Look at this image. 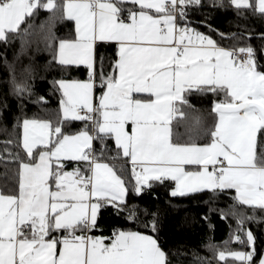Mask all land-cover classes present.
Returning a JSON list of instances; mask_svg holds the SVG:
<instances>
[{
    "label": "snow or ice",
    "instance_id": "6c2138e0",
    "mask_svg": "<svg viewBox=\"0 0 264 264\" xmlns=\"http://www.w3.org/2000/svg\"><path fill=\"white\" fill-rule=\"evenodd\" d=\"M202 9L206 32L191 19ZM217 11L239 30L207 23ZM252 20L264 23V0H0V264H257L264 31ZM157 187L185 209L178 233L206 224L200 243L161 236L165 211L140 203ZM104 212L117 220L107 236Z\"/></svg>",
    "mask_w": 264,
    "mask_h": 264
},
{
    "label": "trees",
    "instance_id": "16d2710c",
    "mask_svg": "<svg viewBox=\"0 0 264 264\" xmlns=\"http://www.w3.org/2000/svg\"><path fill=\"white\" fill-rule=\"evenodd\" d=\"M205 11H207V10L202 9L199 11H193V14L191 17L195 26L199 27V30L204 31V32H206L207 29L202 24H200L199 22L206 20V17L203 14ZM43 15H44V13L42 12L41 17ZM230 19H232L231 13H224V12L217 11L211 19L207 20V23H210L214 27H216L222 31H225V32L230 31V30L238 31L239 29L233 27L232 25H230L229 23L226 22V21H229ZM248 23L254 28L256 33L264 31V23H260V22L254 21V20L248 21ZM251 43L254 46H256L257 49H259L261 42L255 38H253L251 40ZM2 50H3V45H0V51H2ZM7 54H8L9 59H11L12 54H13L12 48L8 49ZM257 55L260 56L259 51L257 52ZM2 75H3V66H2V64H0V76H2ZM80 75L82 76L83 73H81ZM46 88H47V84L45 83L38 90L41 92V94H43L45 92ZM50 99L52 101L50 106L55 108L56 103H57L56 98L50 97ZM80 126L81 125L79 122H74L72 125L73 128H79ZM156 193L159 197L158 200H153L151 197V194H145L143 196V199L140 200V203L141 204L148 203V204H151L153 206H155L156 204H159L161 206V208L165 211V217H164V223H163V229L164 230L162 231L161 236L166 240H168L169 237H171L172 240L170 242H172L176 239H182V240H186L192 244L200 243L204 239L205 234L207 232L206 224L203 221H200L199 223L192 225L186 231L178 233L176 228H175V225L180 220V218L184 215L185 209L181 208L179 210H176V209L169 208L165 204V201L170 199V197L168 195V191L165 187H157ZM221 200L223 201L224 204L230 202L225 197H221ZM172 203L180 204V205H184V204L189 205L187 211L200 212L203 210L202 206L200 208L194 207L192 205V203L188 200L173 199ZM221 206H223V204ZM116 223H117V220L112 215H110L108 212H104L102 224L104 225V228L106 229V231L103 232V235H105V236L109 235L110 231L108 229H110V227ZM213 223L215 224V231H214L215 239L217 241H222L226 237L227 232H228L227 224L215 216L213 217ZM250 227L253 230V232L255 233V235L257 236V241H256V245H255V255H254L253 259L255 261H257V264H258V261H259L261 255L264 254V223H260L259 225H257L256 223H252L250 225ZM96 234H101V233L97 232ZM219 264H223V262H219ZM236 264H239V262H236Z\"/></svg>",
    "mask_w": 264,
    "mask_h": 264
}]
</instances>
